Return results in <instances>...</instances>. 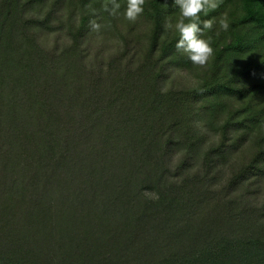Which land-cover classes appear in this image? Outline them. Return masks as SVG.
<instances>
[{"label": "trees", "instance_id": "obj_1", "mask_svg": "<svg viewBox=\"0 0 264 264\" xmlns=\"http://www.w3.org/2000/svg\"><path fill=\"white\" fill-rule=\"evenodd\" d=\"M105 2L0 0V264H264V122H230L264 115V0L202 15L230 20L203 66L173 0Z\"/></svg>", "mask_w": 264, "mask_h": 264}, {"label": "clouds", "instance_id": "obj_2", "mask_svg": "<svg viewBox=\"0 0 264 264\" xmlns=\"http://www.w3.org/2000/svg\"><path fill=\"white\" fill-rule=\"evenodd\" d=\"M221 0H173L178 7V16L175 21L166 22V29L174 30L178 34L176 48L186 54L193 65L203 66L213 54L211 37L205 38L206 30H213L214 24H218L219 30L227 31L230 27V20L226 14H221L220 19H202L212 10L219 7ZM145 0H126L121 12L119 0H106L103 10L108 16L115 17L122 15L130 22L136 21L144 11ZM94 30H99L102 25L95 20L90 21ZM107 26V25H105Z\"/></svg>", "mask_w": 264, "mask_h": 264}, {"label": "rangeland", "instance_id": "obj_3", "mask_svg": "<svg viewBox=\"0 0 264 264\" xmlns=\"http://www.w3.org/2000/svg\"><path fill=\"white\" fill-rule=\"evenodd\" d=\"M257 34L258 33L256 31H253L250 35L255 38ZM247 36L242 38L243 41L241 40L242 42L239 44H234L235 41H232V48L229 49L228 54H224L219 58V61L217 62V65H219V68L217 70H219L220 73L223 72V69L226 66V64L224 63V60H228L231 50L233 49L234 50H249L250 49L249 48L250 46H248V43H244L245 40L248 41L249 36L248 37ZM260 39L261 41H264V36L262 38L260 37ZM229 45H231V42L229 43ZM176 78H177L176 70L173 69L172 67V78H170L169 81L171 82L174 79L177 81ZM172 98H173V101L172 103H170V107L174 110V112L178 111L180 114L186 117L187 112L189 111L188 108H185L187 105V99L180 98L178 95L177 96L173 95ZM174 101H177V103H175ZM259 120L260 122H264V115L259 114V113L252 115L246 112L245 110L239 111L236 114L235 120L230 121L231 124L234 125V128L239 131L238 132L239 136L234 140L233 144H238L239 142H241V145L244 148L245 147L247 148L248 146L250 147L252 143V139H250L249 136H247L249 134L248 131H251L252 129H258L259 125L257 126L256 124L259 122Z\"/></svg>", "mask_w": 264, "mask_h": 264}]
</instances>
